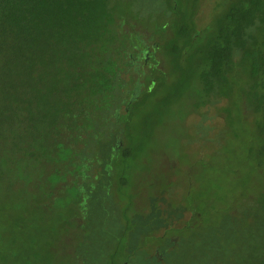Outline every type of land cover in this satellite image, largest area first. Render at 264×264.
<instances>
[{
	"label": "trees",
	"instance_id": "trees-1",
	"mask_svg": "<svg viewBox=\"0 0 264 264\" xmlns=\"http://www.w3.org/2000/svg\"><path fill=\"white\" fill-rule=\"evenodd\" d=\"M185 1L167 0L165 21L151 33L139 17L122 15L116 0H0V176L14 191L35 197L41 191L45 201L69 186L78 208L73 221L89 230L90 206L110 207L112 195H127L122 187L129 172L121 161L136 155L134 114L172 73L182 83L196 81L201 105L226 100L223 111L234 104V122L256 126L264 167V0H228L205 29L196 20L199 0ZM261 195L263 208L247 216L246 226L230 211L193 234L216 243L223 256L208 246L197 252L194 239L187 264L196 258L197 264H231L235 257L264 264ZM149 203L140 212L125 209L126 224L107 262L125 237L131 247L126 264L138 254L135 264H165L171 252L181 255L185 238L176 234L172 242L170 232L192 229L196 211L172 208L163 193ZM187 212L190 219L177 226ZM149 241L163 243L166 256H151Z\"/></svg>",
	"mask_w": 264,
	"mask_h": 264
},
{
	"label": "rangeland",
	"instance_id": "rangeland-1",
	"mask_svg": "<svg viewBox=\"0 0 264 264\" xmlns=\"http://www.w3.org/2000/svg\"><path fill=\"white\" fill-rule=\"evenodd\" d=\"M116 1L122 15L130 19L139 17V25L151 33L167 16V0ZM131 1L136 3L133 8ZM227 1L199 0L198 28L213 24ZM203 98L196 91L194 79L182 83L179 74L172 73L167 85L138 108L133 118L136 155L121 161L129 172L128 182L122 187L127 195H112L110 207L100 203L90 206L89 230L79 228L80 223L73 221L78 208L69 197V186H62L63 190L44 201L41 191L36 197L28 191H14L10 179L0 176V254H5L0 257V264H110L108 256L126 224L125 209L140 212L150 207L152 196L162 193L172 208L183 206L196 211L198 216L192 229L170 232L172 242L180 236L185 238V245L181 255L171 252L165 264H187L194 252L202 253L206 246L223 256L216 243L208 241L206 245L204 238L193 234L218 224L230 211H236L246 226L248 217L263 208L259 200L264 192V167L259 165L257 154L260 144L254 140L256 126L249 121L234 122V104L228 103V109L223 111L226 100L201 105ZM190 217L187 212L176 225L181 226ZM85 218L83 215L84 221ZM93 225L95 230L89 240ZM194 239L198 244L196 251ZM85 241L88 246L82 244ZM126 243L127 237L112 264H126L131 252ZM146 244L151 256H166L161 250L163 243ZM165 246L168 249L169 245ZM81 255L86 258L84 262ZM204 256L210 260L207 254ZM136 258L141 259V255H135L131 264H135ZM234 259L231 264H245L237 257ZM199 260L194 259L195 264Z\"/></svg>",
	"mask_w": 264,
	"mask_h": 264
}]
</instances>
